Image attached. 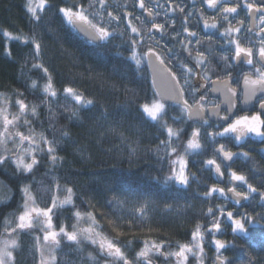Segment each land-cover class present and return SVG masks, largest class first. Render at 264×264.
<instances>
[{
  "label": "snow or ice",
  "instance_id": "snow-or-ice-1",
  "mask_svg": "<svg viewBox=\"0 0 264 264\" xmlns=\"http://www.w3.org/2000/svg\"><path fill=\"white\" fill-rule=\"evenodd\" d=\"M195 2L25 0V11L34 27L15 34L0 29V36L5 38L3 54L12 62L15 61L8 41L29 47L32 62L29 67L28 59L24 60L21 75L28 76L26 89L34 95L39 93L36 103L29 101L20 89L0 92V264H23L21 238L34 233L30 246L33 264H76V260H65L59 255L64 247L77 253L83 264L84 247L88 245L106 264H154L156 257H162L166 264H206L208 245L214 247L212 264H233L224 254L233 241L218 238V234H223L225 225L234 234H244L248 225L264 222V182H252V174L264 173V169L257 166L248 151L233 152L226 143L217 141L234 139L239 147L251 135L264 143V0H199V8ZM207 10L214 14L206 15ZM49 11L50 20L58 18L62 26L82 33L96 48L105 47L119 36L128 53L125 60L131 62L129 67L134 65L139 71L147 62L152 86L157 89L151 102L147 96L144 102H138L131 89L124 90L125 94L132 92L131 103L139 113V127L124 119L118 106L110 110L107 103L71 82L62 90L57 88L54 73L43 60V39L35 31ZM242 12L245 16L240 18ZM161 15L165 19L157 21ZM177 19H181L182 31L176 28ZM214 31L223 40L221 51L215 56ZM201 32L206 36L202 37ZM177 47L186 54L183 58ZM115 55L122 57L123 53L117 51ZM25 67L27 72L23 71ZM120 70L113 64V74ZM32 72L38 73L36 78L29 76ZM88 79L98 81L101 88L113 94L118 90V84L109 83L110 77L103 73L90 72ZM61 97L64 103H59ZM162 101L173 103L166 107ZM42 106L47 109L45 119H41ZM168 107L179 110V115L170 117L171 123L165 118ZM82 113L94 114L85 117ZM87 118L97 122L88 129L84 137L87 142L82 144L74 138L71 126L82 127ZM61 119L68 123L61 124ZM188 121L197 125L190 134L183 126ZM145 127L156 131L154 139L158 142L154 146L143 145L141 129ZM209 146L211 157L202 164L189 159L206 155ZM93 147L112 157L113 168L125 159L130 166L143 162L147 166L144 174L154 183L141 187L140 183H120V178H115L106 186L112 195L104 200L112 211H102L95 196L85 199L74 186L62 183L59 171L69 163V148L74 157L71 162L78 158L83 164L92 159ZM260 152L264 153V148ZM235 158L251 160L252 167L247 173L233 169ZM190 164H200V170L211 172L216 180L197 194L208 202L206 209H201L206 223L198 219L190 239L183 242H173L162 234L151 238L153 232H159L151 225L154 205H161L162 216L192 207L179 204L181 193L193 181L199 183ZM225 181L226 186H221ZM33 185L38 187L34 190ZM41 192L48 201L43 207L38 199ZM214 200L224 203L213 204ZM14 201L16 207L4 212ZM253 201H258L259 211L252 207ZM101 217L110 231L102 226ZM69 219L73 221L70 226L66 222ZM145 225L148 236L139 242L137 230L143 231ZM125 236L132 238L122 245L120 240ZM207 236H211L210 241ZM138 243V250L130 257ZM86 259L99 264L92 252L87 253ZM247 264H264V258L250 255Z\"/></svg>",
  "mask_w": 264,
  "mask_h": 264
},
{
  "label": "trees",
  "instance_id": "trees-1",
  "mask_svg": "<svg viewBox=\"0 0 264 264\" xmlns=\"http://www.w3.org/2000/svg\"><path fill=\"white\" fill-rule=\"evenodd\" d=\"M25 0H0V29H7L12 33L19 31L29 32L33 27V22L29 20V16L24 8ZM51 12L44 13V19L35 26V31L43 39L44 43V63L53 71L55 76V82L57 88L61 89L68 83H73L75 86L86 91L88 95H95L101 102L107 103L110 110H116L117 106L129 123L137 125L139 127V113L135 111L136 105L131 103L132 92L135 93L138 98V102H144L145 96L148 101L151 102L153 98V88L150 82V76L146 67V63L142 65L141 70L137 71L134 65L129 67V61H126L128 53L124 51L122 40L119 36L114 41H110L108 45L103 48H96L93 44L84 40L77 32L72 31L68 26L61 25L58 18L49 19ZM52 29V31H49ZM8 46L12 51V62L4 56L5 38L0 36V92L11 93L13 89H20L25 92V95L29 101L39 103V93L35 95L25 85L28 81V76L21 75L20 65L24 63V60L28 59V66L31 65V56L29 55V47L17 41H8ZM116 45H121L117 49ZM120 51L123 53L122 57H117L115 53ZM113 64L120 67L119 74H113ZM24 72L28 71L25 67ZM103 73L106 77H110L109 83L115 82L118 84V90L113 94L107 88H101V85L96 80L88 79L89 73ZM83 74V75H81ZM38 73H29V76L36 78ZM42 83V81H41ZM125 88L131 89L132 92L125 94ZM43 97L40 96V99ZM59 103H64L63 98L59 100ZM166 105V104H165ZM168 105H166L167 107ZM62 111V110H60ZM41 119H45L47 115L46 107L41 108ZM95 113V110H94ZM94 113H82L85 117H91ZM173 115H179V110L168 107V115L165 117L169 119ZM96 120L87 118L84 125L78 127L73 124L72 132L75 139L80 143H86L84 137L87 135V131L90 127H95ZM61 124L68 123L66 120L61 119ZM106 123V122H104ZM183 123V122H182ZM189 123L183 125L186 127L187 132H190ZM46 126V125H45ZM179 126V125H178ZM127 127V125H126ZM143 145L154 146L156 141L154 139L156 131L154 128H143ZM185 137V141H186ZM108 145L105 144V147ZM72 149H68L69 163L65 164V167L60 169L62 177V183L75 187L78 194H83L84 198L88 196H95L99 201V206L104 212H111L112 210L105 206V197H111L112 193L107 192L106 186L111 185L115 178H120V183H140L141 187L145 184L151 185L154 183L148 176H146V165L141 162L139 165L130 166L127 160H123L118 163V166L113 168L112 164L115 162L111 156L104 155L97 148H92V159L86 163H81L78 158L75 163L71 161L74 157L71 155ZM62 155L64 153H61ZM191 160H199V156L189 158ZM190 171L196 173L199 178V183L193 181L190 188L181 193V199L179 204L181 206L191 205L186 211L177 214H169L168 216H162L160 211L161 205H154L153 210L150 212L151 225L153 228L158 229L159 232H153L151 238H158L159 235H163L165 238L171 239L173 242L176 240L186 241L190 239V232L199 219L202 223H206V218L201 215V209L208 206L207 201H202L197 195L206 190V185L213 184L209 176H203L200 170V165L190 164ZM43 171V169L41 170ZM152 175H156V172L149 169ZM37 178H40L38 174ZM163 174H161V180ZM47 183V180L45 181ZM38 185H33V188H37ZM41 206H46L47 197L44 193L38 194ZM20 197L17 194L16 201H19ZM16 201L12 203L9 208L4 209V212H10L16 207ZM79 203V201H78ZM224 203L222 200H214L213 204ZM86 207V205H85ZM229 207L230 206L229 204ZM67 215H71L67 213ZM99 217V212L97 213ZM102 220V226L107 229L106 223ZM69 226L73 222L71 219L66 221ZM2 230V229H0ZM110 231V229H107ZM187 233V235H186ZM33 235L23 236L22 242L24 250L21 253V259L23 264H33V258L30 251V246L34 243ZM147 225L144 226L143 231L137 230V238L139 242L147 238ZM131 236L121 237L120 243L126 244ZM218 238L224 240H231L233 244L224 250V254L230 258L233 264H247L250 255L264 258V225L256 226L248 229L247 233L239 236H234L231 232L230 226L225 225L223 234H218ZM209 241V236L206 237ZM139 243L130 251V257L135 255V251L138 250ZM93 248H90L92 251ZM206 251V264H212V257L214 253V247L208 245ZM98 253V252H97ZM65 260H76V264H81L78 259V254L70 251L67 247H64L63 252L59 254ZM85 260L83 264H91L87 261V254L83 253ZM98 260L99 256H97ZM100 264V261H99Z\"/></svg>",
  "mask_w": 264,
  "mask_h": 264
},
{
  "label": "flooded vegetation",
  "instance_id": "flooded-vegetation-1",
  "mask_svg": "<svg viewBox=\"0 0 264 264\" xmlns=\"http://www.w3.org/2000/svg\"><path fill=\"white\" fill-rule=\"evenodd\" d=\"M161 3H165V0H161ZM187 3L189 5H191L192 0H187ZM195 7H197V8L200 7L199 0H196ZM213 14L214 13H213L212 10H207V12H206V15H213ZM244 16H245V13L242 12L240 14V18H243ZM164 19L165 18H164L163 15L157 17V21H163ZM193 23H195V21H193ZM248 25H249V20L246 19L245 20V28H247ZM180 26H181V19H177L176 28L180 29L182 31ZM200 28L202 29V24L200 25ZM201 36L204 37V36H206V34L204 32H201ZM214 40H215V43H214V49H215L214 56H215V54H219L220 53L221 45L223 44V40L219 38V32H215L214 31ZM170 44H171V42H170ZM176 51L181 54L182 58H183V56L186 55L178 47L176 48ZM215 63H216V60L213 57V64H215ZM173 67H175V63L173 64ZM242 88H243V85L241 83L240 86H239V89L242 90ZM210 98H213V97L210 96ZM215 98L217 99V102H218V96L215 97ZM239 114H243V113H239ZM188 123H189L188 124L189 125V129H190V132H191L192 128L196 127L197 125L193 124L191 121H188ZM208 130L210 131L212 129H208ZM217 142L218 143H226L228 145L229 149L231 151H233V152L248 151L250 153V156L254 158L257 166L260 169H264V153L260 152V149L264 148V143L258 142V138L253 137V136L250 135L249 137L245 138V140L243 141L242 145L239 146V147L235 145L234 139L226 140V139L218 138ZM201 143L203 144L204 140H201ZM210 157H211V146H209L208 149H206V155L199 156V161L202 164L204 159L210 158ZM232 167H233V169H235L237 171H244L245 173H247L248 170L252 167V161L251 160L245 161L243 158H235L234 162H232ZM202 175L203 176H209L210 180H212L213 183H216V180L213 178V174L211 172L202 171ZM252 175H253V178H252V182L253 183H262V182H264V180H262V177H264V173L256 172V173H254ZM221 186H226V181ZM245 204L247 205V202H245ZM257 205H258V201H253L252 202V207H255L256 210L259 211L260 209L257 207ZM230 206L235 207L234 205H231V204H230ZM248 210L251 211L252 208H249ZM256 226H263V225L262 224L261 225H248L247 227H248V229H250V228L256 227ZM233 235L234 236H239V235H242V234H234L233 233Z\"/></svg>",
  "mask_w": 264,
  "mask_h": 264
},
{
  "label": "rangeland",
  "instance_id": "rangeland-1",
  "mask_svg": "<svg viewBox=\"0 0 264 264\" xmlns=\"http://www.w3.org/2000/svg\"><path fill=\"white\" fill-rule=\"evenodd\" d=\"M189 134H190V132H189ZM193 157H195V156H192V157H190V158H193ZM262 225H264V222H262ZM230 229H231V228H230ZM37 232H38V230H37ZM34 235H35V233H34ZM209 238H210V240H211V236H209ZM210 240H209V241H210ZM90 248H92L90 245L84 247V250H85V253H86V254H87L88 252H92L93 255H95V256H99L98 253H97L96 251H94L93 249H92V251H90ZM214 253H215V252H214ZM214 255H215V254H214ZM214 255H213V256H214ZM212 258H213V257H212ZM99 261H100V264H106L105 260L102 259V258H101ZM154 264H166V262L163 260L162 257H156V258H154ZM168 264H171V262H168ZM193 264H195V261H193Z\"/></svg>",
  "mask_w": 264,
  "mask_h": 264
},
{
  "label": "water",
  "instance_id": "water-1",
  "mask_svg": "<svg viewBox=\"0 0 264 264\" xmlns=\"http://www.w3.org/2000/svg\"><path fill=\"white\" fill-rule=\"evenodd\" d=\"M77 34L80 35L84 40L88 41V38L85 35H83L82 33H78L77 32ZM145 63H146V67H147V70H148V73H149V76H150V82H151V85H152V71L148 67L147 62H145ZM161 87H163V86L161 85ZM152 88H153V86H152ZM153 91L155 93L157 91V89L153 88ZM162 102L165 103L166 105H170V104L173 103L172 101H162Z\"/></svg>",
  "mask_w": 264,
  "mask_h": 264
}]
</instances>
